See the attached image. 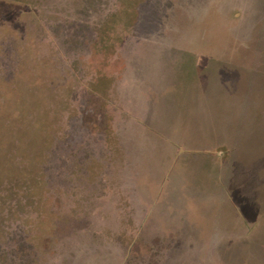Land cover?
<instances>
[{
	"label": "rangeland",
	"instance_id": "374dc122",
	"mask_svg": "<svg viewBox=\"0 0 264 264\" xmlns=\"http://www.w3.org/2000/svg\"><path fill=\"white\" fill-rule=\"evenodd\" d=\"M0 264H264V0H0Z\"/></svg>",
	"mask_w": 264,
	"mask_h": 264
},
{
	"label": "crops",
	"instance_id": "0c3cea01",
	"mask_svg": "<svg viewBox=\"0 0 264 264\" xmlns=\"http://www.w3.org/2000/svg\"><path fill=\"white\" fill-rule=\"evenodd\" d=\"M203 134V133H202ZM202 141H203V139H202ZM216 158V157H215ZM217 159V162H219V165L218 166H221V161H219L220 159H218V158H216ZM220 171V170H219ZM220 172H218V174H217V176H219L220 174H219Z\"/></svg>",
	"mask_w": 264,
	"mask_h": 264
}]
</instances>
